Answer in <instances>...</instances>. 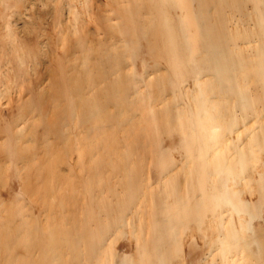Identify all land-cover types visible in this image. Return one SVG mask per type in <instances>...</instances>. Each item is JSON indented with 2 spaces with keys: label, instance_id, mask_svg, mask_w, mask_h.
Returning <instances> with one entry per match:
<instances>
[{
  "label": "rangeland",
  "instance_id": "rangeland-1",
  "mask_svg": "<svg viewBox=\"0 0 264 264\" xmlns=\"http://www.w3.org/2000/svg\"><path fill=\"white\" fill-rule=\"evenodd\" d=\"M0 264H264V0H0Z\"/></svg>",
  "mask_w": 264,
  "mask_h": 264
}]
</instances>
